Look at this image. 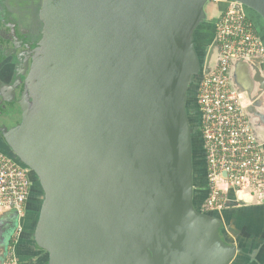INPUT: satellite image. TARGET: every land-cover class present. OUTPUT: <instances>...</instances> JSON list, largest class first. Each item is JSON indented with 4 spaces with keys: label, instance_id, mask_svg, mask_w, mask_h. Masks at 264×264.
I'll use <instances>...</instances> for the list:
<instances>
[{
    "label": "water",
    "instance_id": "water-1",
    "mask_svg": "<svg viewBox=\"0 0 264 264\" xmlns=\"http://www.w3.org/2000/svg\"><path fill=\"white\" fill-rule=\"evenodd\" d=\"M234 1L264 27V0ZM219 5L42 0L19 123L7 128L16 114L0 112V148L43 193L31 233L41 264H236L245 253L224 211L195 200L203 151L191 109L218 62L204 21ZM237 61L248 100L264 96L263 60Z\"/></svg>",
    "mask_w": 264,
    "mask_h": 264
},
{
    "label": "built area",
    "instance_id": "built-area-1",
    "mask_svg": "<svg viewBox=\"0 0 264 264\" xmlns=\"http://www.w3.org/2000/svg\"><path fill=\"white\" fill-rule=\"evenodd\" d=\"M210 2L222 4L224 8L217 16L214 29L218 62L209 74L200 78L195 95L208 185L200 211L220 213L230 203L264 205V145L255 139L242 94L230 82L232 63L239 59H262L264 76V45L241 4L234 0ZM29 174L27 168L0 151L1 211L14 212L18 219L23 217L30 195ZM17 227L7 246V264H17L15 247L22 233L21 225Z\"/></svg>",
    "mask_w": 264,
    "mask_h": 264
},
{
    "label": "flooded vegetation",
    "instance_id": "flooded-vegetation-1",
    "mask_svg": "<svg viewBox=\"0 0 264 264\" xmlns=\"http://www.w3.org/2000/svg\"><path fill=\"white\" fill-rule=\"evenodd\" d=\"M41 2L42 0H0V112L16 114L15 119L7 125V128L20 121L16 102L28 72L30 57L41 37L42 24L39 20ZM211 6L219 9L220 5L211 3ZM217 16L218 12L213 14L208 9L204 25L208 26L212 33L215 29ZM254 22L256 33L264 45V27L261 22L255 20ZM257 68L262 73L261 67ZM236 83L243 86L239 81ZM191 113L194 124L198 127L199 114L196 104L195 108L192 107ZM195 187V200L202 203L208 192L205 172L197 175ZM42 200L43 193L40 187L36 182L33 183L30 180V195L24 205L22 217L23 239L29 235L31 225L38 216ZM6 222L12 224L14 222L13 215H10ZM40 254L41 261L44 255L43 253Z\"/></svg>",
    "mask_w": 264,
    "mask_h": 264
},
{
    "label": "crops",
    "instance_id": "crops-1",
    "mask_svg": "<svg viewBox=\"0 0 264 264\" xmlns=\"http://www.w3.org/2000/svg\"><path fill=\"white\" fill-rule=\"evenodd\" d=\"M239 75L236 79V73ZM241 73V74H240ZM241 64L237 60L233 61L231 66L230 77L234 76L235 82L239 81L240 84L246 80V75H243ZM245 74V73H244ZM234 89V88H233ZM235 90V89H234ZM240 93V92H239ZM243 106L245 113L247 114L252 128L259 140L264 142V96L260 99H254L252 101L245 97L244 92ZM257 100H260L256 104ZM256 104V105H255ZM229 198L232 199V194H229ZM229 208L224 210L225 227L231 233V239L234 243L238 240L241 244V248L245 253L240 254L236 264H264V205H246L235 206L232 203L228 204ZM10 211L0 210V264H7L6 250L12 238L4 239L2 230L5 228L6 220L10 217ZM20 222V223H19ZM22 225V218H17V225ZM23 231V227H22ZM23 241V237L20 235L19 241L15 247V257L17 264H41V254H34L32 252H17L18 244Z\"/></svg>",
    "mask_w": 264,
    "mask_h": 264
},
{
    "label": "trees",
    "instance_id": "trees-1",
    "mask_svg": "<svg viewBox=\"0 0 264 264\" xmlns=\"http://www.w3.org/2000/svg\"><path fill=\"white\" fill-rule=\"evenodd\" d=\"M252 22H254V21H252ZM254 25H255V22H254ZM193 101H195V100H193ZM194 103H195V102H194ZM192 107H193V106H192ZM194 108H195V104H194ZM198 138H199V136H198ZM0 151H1L2 153L6 154L5 151H4V149L0 148ZM202 161H203V160H202ZM202 161H201V163H200V165H201L200 173L205 172V168L203 169ZM30 180H32L33 183L36 182L33 178H31ZM204 199H205V198H204ZM200 204H201V202H199V206H200ZM37 217H38V216H37ZM36 220H37V218L35 219L34 223L31 225V230H30V232L28 233L29 235H28L25 239H23V241L21 240L22 243L20 242V243L18 244V248H17V252H18V253H19V251H21V249H22V251H24V252H30V250H31L32 252H30V253H34V254L42 253L38 248H36V247L34 246L32 240H31V233H32L33 228H34V226H35V224H36ZM22 223H23V222H22ZM25 224H27V223H25ZM21 236L23 237V232H22V235H21Z\"/></svg>",
    "mask_w": 264,
    "mask_h": 264
},
{
    "label": "rangeland",
    "instance_id": "rangeland-1",
    "mask_svg": "<svg viewBox=\"0 0 264 264\" xmlns=\"http://www.w3.org/2000/svg\"><path fill=\"white\" fill-rule=\"evenodd\" d=\"M259 67H261V69H262L261 65H259ZM231 84H232V87L235 89L236 92H238V93L239 92H246L245 88L240 86V85H238L234 80H231ZM245 97H246V94H245ZM260 98H262V97H258V99H260ZM258 102H260V100H257L256 103H258ZM206 196H207V193H206ZM11 216H12V214H11ZM13 217H14V222H12V224H6L5 228L2 230V234H4V239L6 238L7 240H9L10 238H12V236L14 235L16 229L18 228L17 227L18 226L17 225V216L14 214Z\"/></svg>",
    "mask_w": 264,
    "mask_h": 264
}]
</instances>
